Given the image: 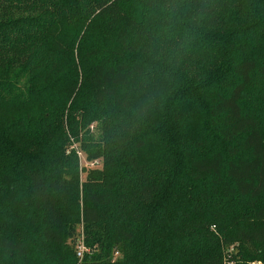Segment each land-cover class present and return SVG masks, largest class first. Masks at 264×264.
<instances>
[{
    "label": "trees",
    "instance_id": "trees-1",
    "mask_svg": "<svg viewBox=\"0 0 264 264\" xmlns=\"http://www.w3.org/2000/svg\"><path fill=\"white\" fill-rule=\"evenodd\" d=\"M261 117L264 0H0V264H264Z\"/></svg>",
    "mask_w": 264,
    "mask_h": 264
},
{
    "label": "rangeland",
    "instance_id": "rangeland-1",
    "mask_svg": "<svg viewBox=\"0 0 264 264\" xmlns=\"http://www.w3.org/2000/svg\"><path fill=\"white\" fill-rule=\"evenodd\" d=\"M25 76H26V79L29 78L28 74H26ZM25 81L26 80H24L23 82H25ZM248 97L249 98H247V101H250L251 99L256 98V95L252 94V95H249ZM247 107L249 109H251V105L248 104V102H247ZM255 113L257 114L258 112L255 111ZM261 119L264 120L263 117H261ZM97 125H98V123L94 122L90 126L89 130L86 131L90 135L89 137H85L84 134H80L81 137L79 138L78 141L71 140V144L66 147L67 154L68 155L73 154L77 158L81 181L86 180V178H87V176H88V174L90 172H92V171H101L103 169V158L90 159L89 154L87 153V150L85 149V147H82V140L83 139L86 142H91L93 144H98L100 142L101 133L98 130ZM81 228H84L83 225L78 227V231ZM236 246H237V244H236ZM164 247H165V245H164ZM222 248H223V253H224V256H225L224 257L225 260H229L232 257V254L235 251L234 247H229L226 244H222ZM119 256H120V254L114 253L112 261L113 262L117 261ZM234 264H235V262H234ZM251 264H262V263L261 262H253Z\"/></svg>",
    "mask_w": 264,
    "mask_h": 264
},
{
    "label": "built area",
    "instance_id": "built-area-1",
    "mask_svg": "<svg viewBox=\"0 0 264 264\" xmlns=\"http://www.w3.org/2000/svg\"><path fill=\"white\" fill-rule=\"evenodd\" d=\"M78 233L80 234L77 239L76 242L74 243L75 249H76V253H77V257L82 260L85 256L86 253L89 252V249L86 247L85 243H84V234H83V228H81ZM119 254V253H116Z\"/></svg>",
    "mask_w": 264,
    "mask_h": 264
}]
</instances>
